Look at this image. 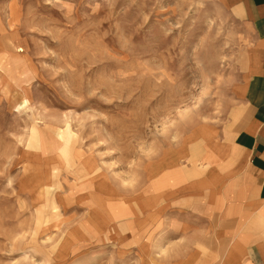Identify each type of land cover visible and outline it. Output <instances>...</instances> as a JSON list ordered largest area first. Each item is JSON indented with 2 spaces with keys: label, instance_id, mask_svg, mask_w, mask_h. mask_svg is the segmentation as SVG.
<instances>
[{
  "label": "rangeland",
  "instance_id": "obj_1",
  "mask_svg": "<svg viewBox=\"0 0 264 264\" xmlns=\"http://www.w3.org/2000/svg\"><path fill=\"white\" fill-rule=\"evenodd\" d=\"M250 40L215 0H0V264H264V243L154 215L172 153L181 192L208 172L192 156L240 128ZM96 185L147 203L143 236L81 227L93 198H115Z\"/></svg>",
  "mask_w": 264,
  "mask_h": 264
},
{
  "label": "crops",
  "instance_id": "obj_2",
  "mask_svg": "<svg viewBox=\"0 0 264 264\" xmlns=\"http://www.w3.org/2000/svg\"><path fill=\"white\" fill-rule=\"evenodd\" d=\"M215 2L240 13L251 34L243 57L241 87L247 113L240 128L231 135L228 143L218 142L213 150L210 148L211 154L205 158L192 156V166L196 174L204 170L208 172L204 176L197 175L200 178L189 187L181 189V192L175 189V186L186 181L190 172L188 175L186 169H183L182 174L178 175L180 158L172 153L170 162L172 165L176 164L169 171V180L172 183L157 192L156 208L159 210L154 215H159L158 213L171 207L172 215L180 221L179 228H202L211 232L214 229L213 232L218 234L217 236L223 232L226 236L234 234L236 238L233 242L236 248L237 244L247 240L260 248L259 245L264 243V0ZM208 14L211 16L212 12ZM187 158L190 160V155ZM200 159L205 160V163L201 162L203 165H199ZM206 162L210 166H207ZM62 169L60 168L61 171ZM101 188L106 190L103 187L99 190ZM168 188L170 191L167 192ZM113 190L100 193L104 197L109 193L110 198H115L110 202L93 198V207L90 209L99 215H122L125 217L123 220L131 219L130 215H138L139 219L144 218L147 221L144 215L151 213L146 212V202H139L136 212L126 193L120 194L119 197ZM170 200L171 203L168 202ZM163 201L165 203L161 204ZM134 221L136 220L134 219L132 224ZM241 221H246L247 225L243 231H238L235 225Z\"/></svg>",
  "mask_w": 264,
  "mask_h": 264
},
{
  "label": "bare ground",
  "instance_id": "obj_3",
  "mask_svg": "<svg viewBox=\"0 0 264 264\" xmlns=\"http://www.w3.org/2000/svg\"><path fill=\"white\" fill-rule=\"evenodd\" d=\"M39 139H42V135H41V131L39 132ZM84 167L81 166V168L77 169L75 172H73L75 174L74 177H76V179H82L81 181H83L84 179H86L87 176H90L92 175L90 178L88 177V180L87 181H84L83 184H86V183H89V182H93V180L98 177L97 173H95V171L93 172V168L91 167L90 164H88V162H84ZM173 169V168H172ZM174 172V171H173ZM170 172H168L169 174ZM164 179H171V176L169 175L168 177L167 176H163ZM186 178V177H185ZM93 179V180H92ZM78 181V180H77ZM171 182V181H170ZM97 189V190H94V193L93 191H89L92 195L93 194H97L98 193V190L100 188V186L96 185V187H94V189ZM100 192H103L104 190L101 188L99 190ZM99 192V193H100ZM45 193V192H44ZM44 193H43V196H44ZM113 193H117L116 195L120 197V193L118 191H114ZM49 194V193H48ZM89 194V193H88ZM123 195V194H121ZM135 211L138 212V208H135ZM90 217V219L95 218L96 219V222H92L91 220L87 219V220H84L83 221V224H81V227L84 228L85 230H87L90 234H93L92 233V229L94 227H92L91 225L93 223H97L99 228L100 227H104L106 226V224L109 222L110 219L112 220H122L124 219L125 217H123L122 215H88L87 218ZM119 217H122V218H119ZM136 221H134V224L133 221H131L132 223H130L129 220H125L123 222H120V223H116L117 228H118V231L119 229L121 228L123 231L124 230H131L132 232V229L135 230V232H133V234L135 235H138V237L140 236H143L145 234V231H146V224H147V221L146 219L142 218V219H139L138 216L135 218ZM153 220V219H152ZM152 224V223H151ZM133 226V227H132ZM115 225L113 226V229H114ZM106 229V228H105ZM96 230V228L94 229ZM100 233V232H99ZM87 235V234H86ZM94 235V234H93ZM92 235V236H93Z\"/></svg>",
  "mask_w": 264,
  "mask_h": 264
}]
</instances>
